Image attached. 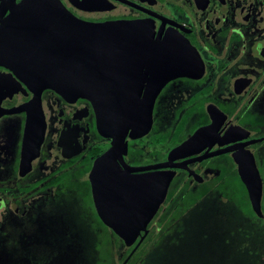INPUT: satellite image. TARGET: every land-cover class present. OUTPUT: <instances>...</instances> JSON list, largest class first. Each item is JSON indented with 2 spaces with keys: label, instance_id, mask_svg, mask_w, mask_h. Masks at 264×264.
Segmentation results:
<instances>
[{
  "label": "flooded vegetation",
  "instance_id": "obj_1",
  "mask_svg": "<svg viewBox=\"0 0 264 264\" xmlns=\"http://www.w3.org/2000/svg\"><path fill=\"white\" fill-rule=\"evenodd\" d=\"M22 1L0 0V53L6 54L0 56V243L11 241L16 231L32 241L40 239L41 231L62 232L69 239L67 249L49 242L50 253L30 256L27 262L82 264V252L107 249L112 243L103 247V236L117 234L103 222L96 206L95 191L101 195L106 183L130 190L125 182L139 184L153 171L175 172L165 201L148 225L150 233L153 221L177 219L178 223L191 208L209 200L210 186L221 185L210 182L223 178L226 165L230 171L236 167L239 175L235 151L262 138L256 132L264 126V0H61L87 21H141L154 31L155 41L186 43L196 54L188 57L193 63L192 76H177L163 86L155 99L152 128L138 138L132 137L136 119L124 116L128 131L111 128L105 136L99 128V108L91 100L68 99L30 81V72L19 64L28 58L12 48L22 35L8 24ZM150 76L148 73L147 79ZM148 84L145 81L142 94ZM210 106L224 114H220L215 133L168 166L138 169L168 162L175 147L213 122ZM108 122L111 126L120 123L113 114ZM257 143L244 147L255 155ZM229 148L232 150L198 160ZM105 154L108 157L101 163ZM131 190L141 197L140 186ZM147 190L155 192L153 186ZM212 193L217 194L213 200H238L218 189ZM193 199L194 206L178 212ZM263 203L264 178L262 208ZM70 204L75 214L66 221L61 210ZM235 206L240 217L246 218ZM49 209L57 218L55 227L30 228ZM79 234L94 237V243L85 245ZM136 243L128 247L134 248Z\"/></svg>",
  "mask_w": 264,
  "mask_h": 264
},
{
  "label": "water",
  "instance_id": "obj_2",
  "mask_svg": "<svg viewBox=\"0 0 264 264\" xmlns=\"http://www.w3.org/2000/svg\"><path fill=\"white\" fill-rule=\"evenodd\" d=\"M8 24L16 27L13 30L22 35L19 37L22 43H15L12 48L28 58L19 61V64L25 65L30 72V81L40 89L53 88L68 99L84 97L91 100L99 108V128L105 136L109 135L111 128L128 131V125L122 121L124 116L136 119L132 125V137L148 134L153 125V107L160 90L172 78L192 76L194 72L188 57L196 54L188 44L172 40L159 43L154 40V31L141 21L91 22L81 19L61 0H23ZM5 55L0 53V56ZM144 70L145 75H142ZM148 73L151 74L150 79H147ZM145 81L149 84L142 94ZM209 112L213 122L197 129L188 140L175 147L169 154L168 162L138 169L168 166L173 159L189 154L193 146L216 132L220 114L224 115L215 106H210ZM111 114L120 121L119 124L110 125L108 119ZM124 137L125 134L122 139ZM262 140L264 137L245 144ZM245 144L235 151V161L253 210L264 217L263 178L254 153L245 149ZM118 148L115 151L120 152ZM229 150L232 149L216 150L198 160ZM107 157L108 154H105L101 163ZM152 173L141 179L139 184L125 182L130 190L110 182L105 184L101 195L95 191L96 206L103 222L127 246L137 242L121 264H127L148 235V225L165 201L175 174L170 170ZM133 185L141 187L140 198L132 193ZM149 186H153L154 193L148 192ZM116 188L119 191H115Z\"/></svg>",
  "mask_w": 264,
  "mask_h": 264
},
{
  "label": "rangeland",
  "instance_id": "obj_3",
  "mask_svg": "<svg viewBox=\"0 0 264 264\" xmlns=\"http://www.w3.org/2000/svg\"><path fill=\"white\" fill-rule=\"evenodd\" d=\"M256 134L264 137V126H259ZM253 150L264 177V140L254 145ZM212 197L191 208L188 216L179 219V226L173 230H168L166 223L160 220L153 221L151 235L144 243L148 252L143 262L137 264H264V220L240 217L235 206L237 202L213 200ZM44 211L41 219L30 228L50 230L55 227L53 221L57 218L53 210ZM61 214L66 221L73 220L75 210L70 204ZM12 234L11 241L0 243V264H29L27 258L31 259L30 256L51 252L49 242L67 249L68 237L62 232L47 234L41 231L38 241L29 240L27 235H19L17 231ZM79 237L85 245L92 244L91 236L79 234ZM127 247L123 243L116 249L118 264Z\"/></svg>",
  "mask_w": 264,
  "mask_h": 264
},
{
  "label": "trees",
  "instance_id": "obj_4",
  "mask_svg": "<svg viewBox=\"0 0 264 264\" xmlns=\"http://www.w3.org/2000/svg\"><path fill=\"white\" fill-rule=\"evenodd\" d=\"M229 168L230 167H228L227 165L225 166V173L222 176L223 180L219 176L215 180L210 182V183H220L221 184L218 187H213L211 185L210 194H213L212 191H214L215 189H218V191L221 192L223 195L237 198L238 200L236 204L239 207V209L243 212L245 217L256 218L258 220H264V217L258 216L253 210L251 203L248 199L246 187L244 183L242 182L241 178L239 177L236 167L234 171H230L231 168L230 169ZM193 195H197V194H193ZM243 197H245V199ZM194 201L195 199L190 200L189 203L182 204L178 212L180 213L186 212L190 207L195 205ZM263 213H264V203H263ZM176 220L177 219H172L170 221H167V219H161L160 221L162 223H166L165 227L168 230L170 229L173 230L174 227L179 226L178 223H175ZM98 221L99 223L103 224L100 220ZM103 226L105 227L104 224ZM261 231L263 232V230ZM150 235H151V232L146 236L143 242L138 246L136 251L130 257L127 264H129L131 261L135 262V264H137L138 262H141V263L143 262L144 256L148 252V249H144V243H145V240ZM97 238H101V237L99 236ZM97 238H96V241H97ZM92 243H94V237H92ZM107 243H112V246H109L107 249H104V250H98L97 252H93V251L82 252L83 254L81 258L83 260L82 264H118V262L115 259V251L118 247L121 246V244L124 243V241L117 234H114L112 235V237L109 235L103 236V241H102V244L104 245L103 247H105V244ZM132 250H133V247H127L126 251L121 256L119 262L124 261Z\"/></svg>",
  "mask_w": 264,
  "mask_h": 264
},
{
  "label": "clouds",
  "instance_id": "obj_5",
  "mask_svg": "<svg viewBox=\"0 0 264 264\" xmlns=\"http://www.w3.org/2000/svg\"><path fill=\"white\" fill-rule=\"evenodd\" d=\"M3 209V204L2 203H0V210H2Z\"/></svg>",
  "mask_w": 264,
  "mask_h": 264
}]
</instances>
